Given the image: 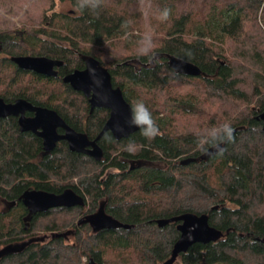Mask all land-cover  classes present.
Segmentation results:
<instances>
[{
  "label": "trees",
  "instance_id": "obj_1",
  "mask_svg": "<svg viewBox=\"0 0 264 264\" xmlns=\"http://www.w3.org/2000/svg\"><path fill=\"white\" fill-rule=\"evenodd\" d=\"M71 1L78 11L54 14L44 21L48 28L0 33V96L52 108L96 138L110 110L92 111L63 81L94 56L135 117L139 105L147 109L153 129L141 125L122 139L106 132L97 160L66 141L47 153L17 118L0 119V264H163L180 231L178 221L158 220L188 212L207 213L223 234L193 244L174 264H264V0H146L157 34L154 50L145 52L146 39L135 34L144 28L141 0ZM25 54L63 60L60 77L22 70L10 59ZM170 56L198 65L201 74L174 71ZM218 144L219 153L201 157ZM132 159L145 164L131 169ZM67 188L86 205L27 218L26 190ZM102 202L118 226H79Z\"/></svg>",
  "mask_w": 264,
  "mask_h": 264
},
{
  "label": "water",
  "instance_id": "obj_2",
  "mask_svg": "<svg viewBox=\"0 0 264 264\" xmlns=\"http://www.w3.org/2000/svg\"><path fill=\"white\" fill-rule=\"evenodd\" d=\"M19 68L34 71L46 76H58L55 67H61L64 61L47 56L19 55L11 58ZM171 68L189 76H199L201 69L198 65L186 61L176 56H170ZM65 83H69L75 90L82 92L89 98L92 109L104 107L110 110V117L104 125L102 131L95 139H90L88 134L72 128L65 119L54 109L36 106L24 98H19L14 102H6L0 97V119L8 116H20L19 123L23 131H32L43 138L44 150L51 152L58 141L66 139L69 148L80 153H88L95 159L100 160L104 151L98 141L108 131L112 132L116 139L129 137L132 133L140 129L141 125L136 124L134 109L126 100L123 90L119 86H114L111 72L104 67L94 56H87L84 69H76L63 77ZM26 111H33V117H27ZM264 123V111L260 113ZM64 128L63 134L58 132V128ZM223 149L222 144L209 148L201 157L209 159ZM193 159H189L191 161ZM141 166L145 164L138 161ZM22 202L28 209L27 218L30 219L38 212L48 211L52 208L83 206L84 196L77 193L73 188H67L60 193H55L41 189H29L22 195ZM89 221L95 230L109 226H118L111 215L103 213L102 209L92 215L82 218L79 223ZM172 221H181L178 225L180 237L174 244L170 258L163 264H174L178 257L187 252L195 243H210L217 241L222 236V231L212 226L207 213H184L182 215L159 219L158 224L163 226ZM90 264H95L90 259Z\"/></svg>",
  "mask_w": 264,
  "mask_h": 264
},
{
  "label": "rangeland",
  "instance_id": "obj_3",
  "mask_svg": "<svg viewBox=\"0 0 264 264\" xmlns=\"http://www.w3.org/2000/svg\"><path fill=\"white\" fill-rule=\"evenodd\" d=\"M78 8L71 0H0V33H18L50 27L47 23L57 13H73ZM141 10L144 16V28L135 34L146 39L142 51L154 50V37L157 33L151 25L149 16V1L141 0ZM79 220V219H78ZM77 220V221H78ZM83 261H88L87 257ZM162 264V262H161Z\"/></svg>",
  "mask_w": 264,
  "mask_h": 264
},
{
  "label": "flooded vegetation",
  "instance_id": "obj_4",
  "mask_svg": "<svg viewBox=\"0 0 264 264\" xmlns=\"http://www.w3.org/2000/svg\"><path fill=\"white\" fill-rule=\"evenodd\" d=\"M9 33V32H8ZM10 34H18V33H10ZM25 55H32V54H25ZM14 56H19V55H14ZM34 56H46V55H34ZM13 56H11L10 57V59L12 58ZM47 57H49V56H47ZM52 58V57H51ZM55 59H57V58H55ZM14 62V61H13ZM15 63V62H14ZM16 64V63H15ZM17 65V64H16ZM86 66V65H85ZM17 67H18V65H17ZM62 67V66H61ZM61 67H55L57 70H58V76H56L55 78H58V77H60V68ZM19 68V67H18ZM85 68V67H84ZM84 68H82V69H84ZM21 69V68H20ZM22 70H24V69H22ZM26 71H29V70H26ZM30 72H34V71H30ZM37 73V72H36ZM71 73V72H70ZM40 74V73H39ZM69 74V73H68ZM67 74V75H68ZM42 75H44V74H42ZM66 76V75H65ZM53 77V76H52ZM69 84V83H68ZM1 97V96H0ZM3 98V97H2ZM88 98V97H87ZM4 99V98H3ZM17 99H19V98H16L15 100H17ZM24 99H26V98H24ZM5 100V99H4ZM14 100V101H15ZM26 100H28V99H26ZM88 100H89V98H88ZM6 101V100H5ZM14 101H11V102H14ZM29 102H31L33 105H36V106H42V107H47V106H44V105H39V104H35V103H33L32 101H30V100H28ZM6 102H8V101H6ZM90 103V102H89ZM47 108H49V107H47ZM90 108H91V110L93 111L95 108H97V107H95L94 109H92V107H91V104H90ZM99 108H104V107H99ZM52 109V108H51ZM107 109V108H106ZM25 115L27 116V117H33L34 115H35V112H33V111H26V113H25ZM134 116H135V114H134ZM8 117H15V118H17V122H18V125H19V129L22 131V132H31V133H34V132H32V131H23L22 129H21V125H20V123H19V117L20 116H8ZM109 117H110V115H109ZM7 118V117H6ZM136 118V117H135ZM1 119H4V118H1ZM109 119V118H108ZM107 119V120H108ZM66 121V120H65ZM67 122V121H66ZM68 123V122H67ZM69 124V123H68ZM72 128H74L71 124H69ZM75 130H77L76 128H74ZM77 131H79V130H77ZM58 132L59 133H61V134H63L64 132H65V130H64V128H62V127H60V128H58ZM80 132H83V131H80ZM110 132V131H109ZM85 133V132H84ZM112 133V132H111ZM34 134H36V133H34ZM87 134V133H86ZM39 138H41V140H42V144H43V149H44V143H43V138L41 137V136H39L38 134H36ZM114 136V135H113ZM90 139H95V138H91V137H89ZM60 141H66L67 142V144H68V141L66 140V139H62V140H60ZM60 141H58L57 142V144L60 142ZM98 143H99V141H98ZM57 144H56V146H57ZM100 145V144H99ZM55 146V147H56ZM68 146H69V144H68ZM101 146V145H100ZM103 149V148H102ZM54 150V149H53ZM104 151V150H103ZM46 152V151H45ZM80 153V152H79ZM84 154H87V155H89L88 153H84ZM90 156V155H89ZM104 156V155H103ZM91 157H93V156H91ZM103 158V157H102ZM101 158V159H102ZM100 159V160H101ZM138 161H140V160H136V159H132V160H130V162H129V165H130V167H131V169L133 168V167H136V166H140L139 164H138ZM144 165V164H143ZM143 165H141V166H143ZM84 199H85V204L83 205V207L86 205V198L84 197ZM104 206H105V202H102L101 203V205H100V209H99V211L102 209V211H103V213H105V210H104ZM98 211V212H99ZM85 218V217H84ZM82 219V218H81ZM181 221H178V225H179V223H180ZM86 223H89L90 225H92L89 221H85V222H81V223H79L78 222V225L79 226H81V225H83V224H86ZM178 225H177V228H178ZM160 226V225H159ZM92 227H93V225H92ZM94 228V227H93Z\"/></svg>",
  "mask_w": 264,
  "mask_h": 264
},
{
  "label": "clouds",
  "instance_id": "obj_5",
  "mask_svg": "<svg viewBox=\"0 0 264 264\" xmlns=\"http://www.w3.org/2000/svg\"><path fill=\"white\" fill-rule=\"evenodd\" d=\"M139 115L135 119V123L138 125H147L148 129H153V121L151 119L150 113H148L147 109L143 107V105H139L137 108ZM225 132L227 134L228 139L232 138L233 129L225 125ZM144 135H150L148 130L143 132Z\"/></svg>",
  "mask_w": 264,
  "mask_h": 264
}]
</instances>
